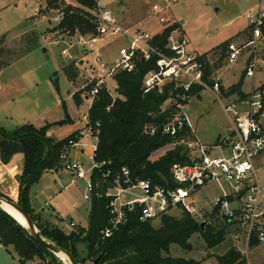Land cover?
Returning a JSON list of instances; mask_svg holds the SVG:
<instances>
[{
	"label": "trees",
	"instance_id": "obj_1",
	"mask_svg": "<svg viewBox=\"0 0 264 264\" xmlns=\"http://www.w3.org/2000/svg\"><path fill=\"white\" fill-rule=\"evenodd\" d=\"M75 4H66L61 8L62 17L50 32L73 37L77 33L94 34L96 19L90 10L97 8V0H72ZM48 9L58 6L47 1ZM173 24L166 27L154 40L158 44L165 42ZM264 31V30H263ZM243 34V32H242ZM228 41L212 48V56L221 61L225 57ZM0 50H2L0 48ZM1 65V61H0ZM155 61L138 59L131 73L118 72L114 76L115 94L105 86L101 87L91 102L87 112V123L99 122L96 134L95 162L98 167L90 173L92 191L89 196L91 211L88 228L66 232L62 227L45 221L35 213L29 202L30 186L36 183L47 170L61 168L60 154L64 145L78 133H72L63 139H55L47 134L53 126H61L66 119L48 123L42 127L24 124L13 130L0 127V163L7 164L16 153L23 155L20 180L18 182V204L30 215L40 235L72 253L78 264H204L203 260L174 257L169 254L171 244L183 250H191L190 239L198 234L208 249L221 245L228 234L237 228L227 221L210 214V222L200 227L197 217L182 210L179 216L164 213L160 216V226L155 228L151 220H139L138 205L132 210L124 207V219L109 237H102L101 230L108 226L110 202L113 196L106 193L112 188L113 175L121 167L128 168L132 177L150 180L153 184L177 187L171 173L175 163L190 164L189 152L182 145L166 150L157 159L151 154L173 141L159 131L166 122L169 112L162 110V105L174 97L176 89L168 83L161 90L152 89L143 92L142 80L147 71L154 69ZM211 68L208 67L209 75ZM66 77L71 80L78 75L73 63L63 68ZM244 74L240 80L225 92V96L237 94L246 96L243 91ZM212 82V80H209ZM82 91V90H81ZM199 91L193 88L192 94ZM79 93L73 94L79 103ZM186 103V102H185ZM157 127L155 133L146 131ZM1 170V167H0ZM16 166L10 163L6 172L15 174ZM110 171L109 175H106ZM1 177V175H0ZM13 198V197H11ZM0 243L12 247L18 256L19 264H28L39 258L35 264H65L60 258L36 243L12 216L0 208ZM84 246V255L80 256L77 246ZM255 244V242H251ZM215 264H246L245 258L236 246L230 245L222 254L215 255Z\"/></svg>",
	"mask_w": 264,
	"mask_h": 264
},
{
	"label": "built area",
	"instance_id": "obj_2",
	"mask_svg": "<svg viewBox=\"0 0 264 264\" xmlns=\"http://www.w3.org/2000/svg\"><path fill=\"white\" fill-rule=\"evenodd\" d=\"M58 7L56 17H62L61 8L66 4H75L72 0H46ZM176 0H165L166 7ZM162 10L153 5L154 13ZM96 19L94 34L74 35V42L82 50L93 53L92 78L85 84V96L90 102L97 96L101 87L106 85V78H113L118 72L131 73L137 60H154L155 68L146 72L142 80L143 92L161 88L170 83L176 89L173 98L177 104L172 118L160 125L159 131L173 138L170 143L175 146L177 140L186 143L188 152L195 153L192 163H175L171 167L172 178L177 187L153 184L144 178L132 177L128 168L121 167L113 175L112 188L106 193L113 196L110 202L109 224L101 230L102 237H109L124 219V207L132 210L135 205L140 208L139 220H151L161 216L173 208H180L197 217L201 222H210V214L215 212L220 219L227 221L237 229L231 237L239 241L241 234L246 247L251 242H264V81L255 84L246 92L244 98L237 94L226 105L222 104L230 122L231 141L227 144V154H223L225 144L207 146L196 137L195 130L183 107L192 95L193 88L209 89L217 99L223 86L217 78H211L210 59L205 54H198L190 47L191 40L180 28H173L162 44L155 39L166 27L173 25L164 16H158L163 29L157 34L139 28H126L119 23L111 10L103 8L97 2V8L90 10ZM246 26L239 42L229 41L226 46L224 61L234 63L244 58V79H253L258 72L264 70V0H258L252 10L244 14ZM107 37H122L127 45L121 46L113 64L102 58L98 44ZM71 39V37H69ZM72 44V43H71ZM69 46H71L68 43ZM63 56H69L66 48ZM212 80V82H209ZM108 89V88H107ZM109 90V89H108ZM110 91V90H109ZM111 92V91H110ZM221 95V94H220ZM99 122L86 123V134L96 137ZM157 127H149L146 131L155 133ZM82 135L77 134L64 145L60 154L61 168L77 178L85 180L84 198L89 199L92 191L90 173L98 167L95 162L94 147L89 159L90 168L69 157L72 147L79 145ZM186 138L188 141H186ZM218 149L221 155L214 156L212 151ZM107 171L106 175H109ZM215 184L219 195L214 198L207 209L199 210L189 202L193 194L200 188ZM136 190L138 193L126 201H120V194ZM70 226L75 228V223Z\"/></svg>",
	"mask_w": 264,
	"mask_h": 264
},
{
	"label": "rangeland",
	"instance_id": "obj_3",
	"mask_svg": "<svg viewBox=\"0 0 264 264\" xmlns=\"http://www.w3.org/2000/svg\"><path fill=\"white\" fill-rule=\"evenodd\" d=\"M257 1L176 0L166 7L165 0H97L99 5L110 9L119 23L126 28H139L157 34L163 26L158 21L160 15L172 22L176 28L181 26L191 40L192 50L205 54L210 59L211 78L221 81L224 92L240 80L244 58L241 57L234 63L219 61L218 56H212V48L226 41L241 40L240 30L246 26L244 14L252 10ZM153 5H158L162 10L154 13ZM46 6V0H4L0 8V126L7 130L24 124L39 128L48 123L71 118L74 125L62 128L56 133V136H59L71 128L83 125L90 104L84 88L95 75L90 65L93 53L78 47L74 37L70 39L67 35L50 32L51 28L59 23L60 18L56 17L54 9H48ZM98 45L102 58L113 64L119 48L127 45V40L122 37H107ZM43 48L46 49L45 52ZM64 48L70 57L62 55ZM69 63H73L78 71V75L71 80L63 72V68ZM105 81L107 88L115 94L114 77L106 78ZM262 81L264 70L258 72L253 79L245 78L242 89L248 92L252 82L258 84ZM223 91L218 93L219 100L211 90L201 89L190 96L183 111L201 143L207 146L225 144L222 153L227 154V144L231 141L230 122L222 104L226 105L234 98H227ZM77 92H82L78 96L79 103L73 97ZM162 110L169 112L166 121L172 118L177 110L175 100H166ZM52 128L58 130L57 125ZM83 132L86 134V130ZM54 138L57 139L55 136ZM188 139L190 138L185 140ZM179 145L186 148V143L181 140H177L175 144ZM171 148L173 147L168 144L153 152L150 158L155 160ZM189 155L193 157L195 153L191 155L189 152ZM212 155L219 156L221 152L214 149ZM13 157L7 164L0 163L1 169L4 170L8 164H15L16 171L12 178L21 174L22 166L18 164V157ZM219 192L217 185H207L197 190L189 202L199 210L207 209ZM137 193L136 190L123 192L120 194V201H126ZM12 199L18 202V197ZM181 212L180 208H173L167 214L179 216ZM160 219V216L152 218L151 224L155 228L159 227ZM49 223L52 224L51 221ZM71 230L65 228L66 232ZM190 243L191 250H183L176 244H171L169 254L174 257L203 260L204 264H215V255L222 254L230 245H234L243 254L246 264H264V242L246 247L242 234L239 241L228 234L221 245L212 249L206 247L198 234L191 237ZM77 250L80 256L84 255L82 244H78ZM38 262L40 259L34 258V261L28 264Z\"/></svg>",
	"mask_w": 264,
	"mask_h": 264
},
{
	"label": "crops",
	"instance_id": "obj_4",
	"mask_svg": "<svg viewBox=\"0 0 264 264\" xmlns=\"http://www.w3.org/2000/svg\"><path fill=\"white\" fill-rule=\"evenodd\" d=\"M3 4L4 0H0V8ZM244 29L245 27L240 31L243 32ZM180 30L185 32L182 28ZM240 31L238 33H240ZM68 93H70V91ZM86 123L87 114L84 117V122L81 127L71 128L68 132L56 136V133L62 130V128L68 126L72 127L74 125L73 120L68 118L63 125L58 126V130L51 128L47 134L51 137L55 136L58 140L63 139L72 133L81 134L82 137L79 140V145L70 149L69 157L72 160L81 163L85 168H90L91 166L89 167V164H92V161L89 159V155L96 146L97 140L96 137L87 135L83 132ZM14 157H18V164L22 165L23 155L17 153ZM9 175L12 176L11 174ZM84 192L85 180L77 178L75 175L62 168L57 170H47L41 175L36 183L30 186L29 202L35 213L39 214L42 218H45V220L57 224L64 230L65 228L72 230H86L89 224L91 203L89 199L84 198ZM11 197L16 198L17 194L13 193ZM71 222L75 223V228L69 226ZM0 264H19L18 256L12 248H5L1 243Z\"/></svg>",
	"mask_w": 264,
	"mask_h": 264
},
{
	"label": "water",
	"instance_id": "obj_5",
	"mask_svg": "<svg viewBox=\"0 0 264 264\" xmlns=\"http://www.w3.org/2000/svg\"><path fill=\"white\" fill-rule=\"evenodd\" d=\"M46 49L43 48V52H45ZM0 208L1 204L5 203L8 206L12 207L15 211H17L25 220L26 225H22L27 229V232L29 236L39 245L53 253L55 256L60 258L65 264H67V261L69 264H78L72 253L68 250H65L58 245L54 244L53 242L46 240L43 238L36 226L34 225V222L32 221V218L30 215L18 204L17 201H14L10 194L14 191L15 184L18 187V182L20 180V174H16L13 178L9 175L6 170L1 169L0 170ZM18 190V188H17ZM2 209V208H1ZM3 210V209H2ZM4 211V210H3ZM7 213V212H6ZM9 214V213H7ZM10 215V214H9ZM11 216V215H10ZM13 217V216H12ZM14 218V217H13ZM15 219V218H14ZM16 220V219H15ZM204 222L200 223V227H204ZM60 255H64L67 259V261L63 260ZM99 258H96L94 260V264H97Z\"/></svg>",
	"mask_w": 264,
	"mask_h": 264
},
{
	"label": "bare ground",
	"instance_id": "obj_6",
	"mask_svg": "<svg viewBox=\"0 0 264 264\" xmlns=\"http://www.w3.org/2000/svg\"><path fill=\"white\" fill-rule=\"evenodd\" d=\"M13 193H16L17 196H18V192H17V186H16V184H15L14 191L10 194V197H11V195H12ZM14 201H16V200H14ZM1 208H2L5 212H7V213H9L11 216H13V217L16 219V221H18L20 224H22L23 226L26 225L24 218H23V217H22L17 211H15L12 207L8 206V205L5 204V203H2V204H1ZM60 257H61L63 260H65V261L67 260L66 257H65L64 255H60Z\"/></svg>",
	"mask_w": 264,
	"mask_h": 264
}]
</instances>
